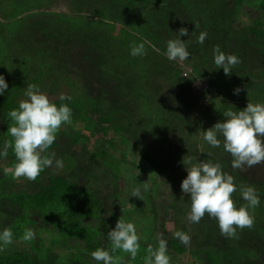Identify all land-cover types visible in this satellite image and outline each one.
Instances as JSON below:
<instances>
[{
    "label": "trees",
    "instance_id": "1",
    "mask_svg": "<svg viewBox=\"0 0 264 264\" xmlns=\"http://www.w3.org/2000/svg\"><path fill=\"white\" fill-rule=\"evenodd\" d=\"M105 1L110 3L113 9L107 12L102 10L99 5H104ZM242 1L193 0L189 4L188 0L71 1L73 12L81 13L88 9L98 18L89 23L83 21V24L89 27V36L96 37L100 43L108 40L127 48L131 56L127 65L138 69L131 70L133 78H130V70H123L124 66L119 70L125 73L120 74L112 69L110 77L104 76H108L109 69L99 68V72L90 73L89 79H79L78 99L72 98L73 96L64 101L59 97L50 99L58 107L67 104L72 113L71 122L61 126L53 145L46 150L45 155L54 153L53 166L45 168L35 181L26 179L24 186L7 191L4 188L8 183L7 175L0 166V233L5 228H10L13 232V243L7 245L8 248L0 249V264H103L94 260L91 253L98 248L106 249V226L118 220L112 209L115 204L106 207L102 189H107V186L101 184L100 180L111 184L110 195L113 200L116 199L118 186L114 169L118 163L126 162L123 153L116 161L110 157L108 147L114 146L111 137L104 139L108 131L115 133L118 147H121L122 143L127 145L131 142L136 145L141 140L148 141L147 146L142 145L138 149V155L150 170L147 176L151 179V186L146 196L148 206L145 211L149 212L154 221L152 227L162 229V221L171 212L174 233L186 232V224L192 231L191 248L175 238L174 233L164 237L169 250L175 254L190 252L196 260L195 264H264L263 189L256 185L257 183L240 177L237 169L231 167L232 157L223 148L222 136L218 137L222 141L221 146L214 148L208 145L201 135V131L208 130L217 122H223L226 119L223 113L229 109L243 110L248 102L253 101L264 104V64L256 66L248 59L253 55L264 56V19L254 17L249 24L236 27L234 20ZM42 2L43 0H0V56L9 48L12 51L17 49L15 52L18 53L13 54L20 56V51L28 53L33 49L34 59L31 64H35L30 65L28 72L23 70L21 76H16L17 81L12 80L10 76L5 79L8 88L0 95V152H3L5 142L12 139L8 133L12 124L8 114L18 108L21 100L27 99L25 92L28 85L35 84L40 90L48 91H52L49 86L51 81L54 86L62 83L67 89L76 86L78 71L68 64L67 58L71 49L67 35L60 28L66 17L63 14L46 12L41 15L48 13L56 16L55 19L30 23L29 26L21 23L36 15L33 11L38 12ZM257 7L263 10L264 0H259ZM154 16H161V22L156 24ZM114 22L119 25L115 27ZM46 24H50L47 29L43 27ZM21 25L26 30L23 35L16 37L20 34L18 31ZM181 27L188 30V35L181 36L180 39L190 41L187 48L190 56L181 65L190 69L185 76L182 75L183 68L178 66L176 61L168 60L165 55L167 42L177 38ZM114 28L116 32L112 31ZM35 30H41V34L37 35ZM202 32H206L207 36L203 44H198L196 41ZM79 34L75 35V39L82 37V34L78 37ZM40 37L41 41L38 40ZM81 39L85 41L86 37ZM144 40L150 42L145 44L146 54L133 57L131 46ZM151 45H155V48ZM217 46L225 54L236 55L241 61L232 68L231 75H225L222 68L217 69L214 62V48ZM50 47L54 52H50ZM9 64L11 66V63ZM56 71L58 73H55ZM6 72V67L0 63V75L5 78ZM203 79L207 80V87L215 88L218 95L220 93L221 98L225 99L219 102V113L212 110L211 103L206 106L199 105L197 99L200 94L195 99L190 96L192 81ZM143 81H150V86L156 94L155 101L151 100L150 93L136 92V89L128 85L130 82L138 84ZM88 84L96 88L97 96L90 95L86 88ZM235 84L242 86L248 94H244L242 90L232 97L234 102L229 103V90ZM162 87L176 89L184 94L179 95L183 105L165 110L164 94H158ZM107 92H110L108 97ZM84 97H87L85 102L82 100ZM101 97L105 98L104 105ZM131 101L135 107L154 113L151 118H147V125H132L130 117L133 111L129 110L131 107L128 106ZM159 111L163 117L157 118ZM193 113H197L194 119L197 121L196 125L189 123L192 121L189 117ZM86 119L99 132L97 145L91 151L86 147L73 146L83 140L82 130L87 125ZM174 121L179 122L182 131L188 128L200 130V138L194 142L191 155L199 162H219L222 170L234 177L238 190L233 193L232 198L237 208L247 203L239 189L242 186L255 188L260 197V204L254 209L250 208L249 212L254 214L255 222L261 220V225L254 224L251 229L238 228L236 238H225L221 235L218 221L207 213L199 223H192L187 219L191 200L189 194L181 189L182 183L179 182L171 164L173 157L169 151L164 153L152 148L157 138L155 129H165L164 125L172 128ZM179 137L178 135L173 139L177 141ZM181 146L177 154H183ZM0 158L7 159L12 164L16 163L12 148L8 149L7 157L0 155ZM55 160H62L64 167L57 169ZM98 165L102 179H96ZM187 175L188 173L185 178ZM163 185L170 186L165 189L167 193H163ZM26 229H32L36 233L33 240L22 239ZM0 243L2 244V241ZM147 249V246L142 247L136 255L137 259L148 257Z\"/></svg>",
    "mask_w": 264,
    "mask_h": 264
},
{
    "label": "rangeland",
    "instance_id": "2",
    "mask_svg": "<svg viewBox=\"0 0 264 264\" xmlns=\"http://www.w3.org/2000/svg\"><path fill=\"white\" fill-rule=\"evenodd\" d=\"M73 0H49L48 2H43L41 3L42 7L39 9V11H33L36 12L37 14L34 15L31 19H26L21 22L22 24H25L27 26L30 25V23H35V22H40V21H45V20H50V19H55L56 16L49 15H41V13H46V12H51L54 15L57 14H63L66 18L62 24V27L60 26L61 29L65 32V35H67L68 38V43L71 49V53L68 54V64L73 68V70L78 71L77 74V79L75 82L76 86L72 87L70 89H67L63 84L61 83L60 85L54 86L52 81L50 82V88L52 91L48 90H40L42 93L46 94L49 99H53L55 97H59L61 93L65 94L66 96H73L72 98L78 99L80 97V94L78 92L79 87V79L83 78L85 80L89 79L88 77L90 76V73L92 72H99L98 69H109L110 72H107L108 76L104 75L105 77H110L111 73L113 70H117L118 73H125L122 70H119L121 67L124 66L123 70L129 71V76L130 78H133V75H131V70H136L138 69L137 67H132L130 65H127V60L131 58L129 55V50L127 48L118 46L114 43H111L107 41L104 42H98L96 40V37L89 36L91 35V32L89 30V27H87L85 24H83V21L93 22L95 21L94 19H98L96 16L92 15L91 12H89L88 9L85 10V12L77 13L73 12L71 9V4ZM193 0H188V4L192 3ZM197 1V0H195ZM259 0H243L242 3L240 4L237 12H236V18L234 24L236 27H241L244 25H247L250 23L251 19L254 17H262L264 19V9H258L257 4ZM104 5H99V7L103 8L102 10L106 11L113 9V6L105 1L103 3ZM230 5V2L227 3ZM98 6V5H97ZM99 7H96V9H99ZM32 12V13H33ZM105 12V13H106ZM155 18V23L158 24L161 22V16H154ZM107 20V19H105ZM109 21V20H107ZM111 23V21H110ZM115 23V27L119 25L118 23ZM50 24L43 25L46 29L49 27ZM264 25V24H263ZM33 29V28H32ZM91 29V28H90ZM104 29H108L105 28ZM26 28H24L22 25L20 26V34H18L16 37L23 35L25 32ZM113 32H116V28L112 30ZM35 33L41 34V30H35ZM80 33V34H79ZM79 34L78 37L82 34V37L85 36L86 40H82L81 38L75 39V35ZM88 37V38H87ZM105 39V38H104ZM41 41V37L38 39ZM93 41L95 44H93ZM145 41V40H144ZM17 49H14V51L11 50V48L6 50L4 54L0 56V63L6 67L7 72L5 79L7 80L10 77H12L14 81H17L18 78L16 76H21L22 71L25 70L28 72L30 65L34 66L35 64L32 63V59H34L33 55V49H30L28 53H23L20 51L22 56L16 55L13 53H18L15 52ZM50 52H54V49L50 47ZM249 57V56H248ZM251 61H253V64L256 66H261L264 64V56H259V55H253L248 58ZM10 60V61H9ZM46 61H49L46 59ZM50 62V61H49ZM178 66L182 65V62L176 61ZM11 63V66L10 64ZM182 69V75H187L189 72V67L188 66H181ZM71 68V69H72ZM113 69V70H112ZM55 73H58L56 71ZM12 75V76H11ZM29 76V75H27ZM112 83H115L114 81H111ZM207 80H194L190 84L191 92L190 96L193 97L194 99L198 94V99L197 103L201 106H206L209 103H211L212 110L215 111L216 113H219V109H221L220 103L225 101V99L222 97L215 88H210L207 87ZM129 87L132 89H136V92H143V93H150L152 96L151 100L155 101L156 99V94L154 91V88L151 87L150 81L148 82H141L138 84L135 83H128ZM89 90V93L91 96H97L96 93V88H94L93 85L88 84L86 87ZM240 88L243 90L244 94L247 91H245L242 86H239L238 84L233 85V87L229 90V103H233L234 99L232 98L234 94V90ZM125 94L127 92H124ZM164 94L163 97V103L165 110L168 108L176 109V107L183 105V102L180 100L179 95H183L179 90L176 89H169V88H161L160 92L158 94ZM110 92H107L106 97ZM87 97H84L82 100L85 102ZM101 102L104 105L105 103V98L101 97ZM252 98H250L251 101ZM247 100V99H246ZM253 101V100H252ZM257 101V100H256ZM247 102V101H246ZM131 103V104H130ZM130 104V105H129ZM154 104V102H152ZM253 104H257L253 101ZM128 106L131 107L132 110V115L130 117L132 125L137 124L139 126H145L148 124L147 118H151L154 113H151L152 111H144L139 109L138 107L134 106V103L128 102ZM86 108V107H85ZM123 108V106H122ZM124 115V114H123ZM122 115V116H123ZM214 115V114H213ZM209 115V116H213ZM197 113H193L191 115V120L194 121L196 118ZM157 118L163 117L161 114V111L158 112L156 115ZM213 118V117H211ZM190 120V121H191ZM212 120V119H211ZM86 126L83 127L82 130V135H83V140L81 143L77 145H73L78 147H86L91 151L93 150L97 143L96 139L99 137V132L97 131V128L90 123L89 120L86 119ZM189 122L193 124H197V121L194 122ZM204 121V119H202ZM124 124H126L124 122ZM128 125V124H126ZM172 128H168L167 126L164 125V128H157L155 129V134H156V142L154 145H152V148H155L156 150L164 151L167 152L169 151L171 157H173V161L171 164L173 165L174 172L177 175V178L179 179V182L182 183V181L185 179V175L188 173L187 168H190L193 165H198L199 161L197 160L196 157H193L191 155V151L193 150L194 142L200 138V130L199 129H194L193 128H188L182 131V127L179 124L178 121H174L172 123ZM136 128V127H135ZM180 129V130H178ZM193 132V133H191ZM191 133V134H190ZM180 136L177 141L173 139L176 138L177 136ZM111 137L112 138V147H108L109 155L113 160H117L120 155L123 153L124 157L126 159V162H121V163H116L117 166L115 167L116 169L115 172L117 173V190H116V199L111 198V192H112V186L111 184L104 183L103 181L100 180V183L107 186V189L103 188L102 192L105 193V203L106 207L109 208L110 205H114L112 207L115 216H117V220L122 219L124 222H131L135 225L137 234L140 237L139 244L140 248L137 252L140 253V249L144 246H151L153 249L158 248L159 244V239L164 238L167 236H171L173 232V221H172V213L169 212V214L165 217V219L162 221V229L159 227H152V219L150 215L148 214V211H145V207L148 206L146 196L148 194L147 192L143 191V184L147 183L149 187L151 186V179L148 178L147 172L148 167L145 164V161L141 159L138 155V149L143 146H147L148 141L141 140L140 143L138 144H132L129 142L127 145L124 143L120 144L121 147H118L115 139H117L115 133H112L111 131L107 132L106 137L104 138L105 140L107 138ZM183 140V142H182ZM121 143V142H120ZM180 144V145H179ZM181 144H183L181 146ZM108 146V145H106ZM180 146L183 148L181 152L183 154H177V150L180 149ZM191 146V147H190ZM179 155H182L179 156ZM120 160V159H119ZM15 164V163H14ZM14 164L10 163L7 159H2L0 158V166L4 170L5 168H11L14 166ZM144 168V169H143ZM98 170L96 171V179H102V175L99 170V165H98ZM237 172L240 177L245 178L246 180H251L254 183H257L259 187L263 189V196H264V163L257 164L253 167H245L243 170L237 169ZM91 174V173H90ZM93 177L95 178V175L93 174ZM27 178L21 177L20 179H14L11 174L7 175L6 181V186L4 188L9 191L12 189H15L17 187H22L25 185V181ZM165 186L162 191L165 193V189H169V185H163ZM167 186V187H166ZM134 187H140L141 188V195L142 199H139L137 197L131 196L132 190ZM258 189V188H257ZM106 191V192H105ZM167 193V192H166ZM165 195V194H164ZM264 200V197H263ZM118 206V207H117ZM264 207V205H262ZM260 207V208H263ZM264 209V208H263ZM108 210V209H107ZM262 213V212H261ZM254 216V214H252ZM159 215V219H160ZM255 217V216H254ZM154 222V221H153ZM158 222V221H157ZM117 222H111L107 224L106 226V231H105V245H106V250H110L112 245L111 241L107 237V233L111 230H113L116 226ZM261 220H256L254 224H260ZM261 225V224H260ZM152 228V229H151ZM186 233H188L190 236L192 235L191 228L186 224ZM163 230V231H161ZM256 231L252 234V237L254 238ZM259 234V233H258ZM39 236V235H38ZM41 236V235H40ZM151 236V237H150ZM256 236H258L256 234ZM38 238V237H37ZM48 239V238H47ZM43 240L45 241V238L43 237ZM149 240H152L153 242L150 243ZM189 248H191V244L187 245ZM7 245L0 243V249L3 250ZM8 248V247H7ZM167 254L170 257V264H195V258L191 255L190 252L184 251L180 254H175L171 250L167 248ZM138 256L135 258H132L131 254L126 253L122 250H117V253L114 258V264H147L146 257L143 258V260L137 259Z\"/></svg>",
    "mask_w": 264,
    "mask_h": 264
},
{
    "label": "clouds",
    "instance_id": "3",
    "mask_svg": "<svg viewBox=\"0 0 264 264\" xmlns=\"http://www.w3.org/2000/svg\"><path fill=\"white\" fill-rule=\"evenodd\" d=\"M187 35L188 30L181 27L177 38L167 42L165 55L168 60L183 62L189 58L187 48L190 41L180 39L181 36ZM206 36V32L200 33L196 42L203 44ZM147 43L150 42L133 43L131 55H145ZM151 46L155 48V45ZM214 62L217 69L222 68L225 75H231L232 68L241 61L236 55L225 54L217 46L214 48ZM7 88L5 78L0 75V95H3ZM241 91L242 89L237 88L234 94L238 95ZM25 96L27 99L21 100L18 108L8 114L12 121L8 133L12 139L5 142L0 155L7 157L8 149L12 148L16 157L14 166L4 169L5 175L11 174L14 179L24 177L35 181L45 168L53 166L54 153L45 155L46 150L53 145L61 126L71 122L72 113L67 104L58 107L35 84L27 86ZM59 99L64 101L70 100L71 97L61 93ZM223 115L226 118L223 122H217L208 130L201 131L202 139L208 145L218 148L222 143L218 137L222 136L223 148L231 155V167L234 170L264 163V104L248 102L243 110L229 109ZM55 166L62 169L63 161L55 160ZM187 172L181 189L190 196L191 210L187 216L190 222L199 223L207 213L218 221L221 235L225 238H236L238 228L243 230L254 227L255 218L249 209H254L260 204V197L254 187L242 186L239 189L247 203L237 208L232 198L233 193L238 190L234 177L225 173L219 162L203 160L198 165L187 168ZM148 190L149 185L144 183L143 191ZM131 196L142 199L141 188L134 187ZM174 236L184 245L191 243V236L186 232L176 231ZM35 237L36 233L32 229H26L22 239L31 241ZM107 237L111 241V249L98 248L93 251L91 256L94 260L103 264H114L117 250L130 253L132 258L136 257L140 248V237L133 223L119 219L115 228L107 233ZM0 241L5 245L13 243V232L10 228H5L0 233ZM147 251V264H170L167 242L163 238L159 239L158 248L149 246Z\"/></svg>",
    "mask_w": 264,
    "mask_h": 264
}]
</instances>
